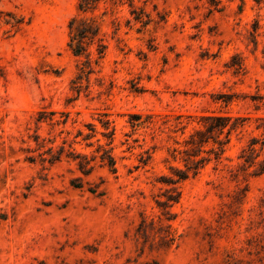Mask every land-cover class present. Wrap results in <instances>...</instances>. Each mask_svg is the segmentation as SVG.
Instances as JSON below:
<instances>
[{"label":"rangeland","instance_id":"obj_1","mask_svg":"<svg viewBox=\"0 0 264 264\" xmlns=\"http://www.w3.org/2000/svg\"><path fill=\"white\" fill-rule=\"evenodd\" d=\"M80 2L0 0V264H264V0Z\"/></svg>","mask_w":264,"mask_h":264},{"label":"trees","instance_id":"obj_2","mask_svg":"<svg viewBox=\"0 0 264 264\" xmlns=\"http://www.w3.org/2000/svg\"><path fill=\"white\" fill-rule=\"evenodd\" d=\"M102 0H81L79 4V8L82 12H88L89 10L95 9L97 3H99ZM70 29L72 31V34H74V38L72 39L71 42H76V49L74 50V53L76 55H80L83 52L86 51L85 47V41L86 40H93L95 39L98 34L99 30L95 31L93 26L90 25L89 23H86L85 21L81 22L78 24V21L75 19L70 23ZM207 126H205V129H199L196 131V133L191 137V140L189 142L190 145L194 147H199V152H201V148L203 145L208 144L211 139H213L214 144H218L219 147L217 150L212 149L209 153H214L215 154V159L220 160L222 155L225 153L224 147L228 144V141L223 142L220 140V135L224 133L228 129V123L230 122L229 119H225L224 117H208L207 118ZM237 127L236 124H233L231 126V129L228 130V135L231 133L232 130H234ZM219 133V136L214 138V134ZM213 136V137H212ZM258 141L254 139V142L252 143V146L255 145ZM250 152H254V149L251 148L249 150ZM200 154L196 155H189V160L191 162H187L189 160H185L187 163V170L184 171H178V179L176 180H170L169 185L175 186L177 183L181 181H186L190 178L191 172H193V175L195 176L199 169H201L207 162L211 161V159H200L195 161L194 157H198ZM103 161H106L107 166L112 170L116 171V163L115 160L111 155H109V152L104 153V157L102 158ZM250 162L249 159L245 161V163ZM262 171L264 169L262 168ZM165 201H160L158 202V206L162 207L164 210H168L172 208L175 204L179 202V199L181 198V193L178 190L177 187H173L169 191L166 192V197Z\"/></svg>","mask_w":264,"mask_h":264}]
</instances>
